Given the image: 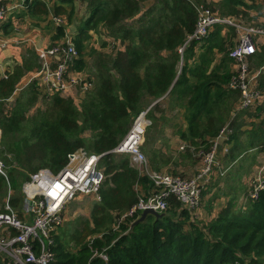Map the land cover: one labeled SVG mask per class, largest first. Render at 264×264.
Returning a JSON list of instances; mask_svg holds the SVG:
<instances>
[{
    "label": "trees",
    "instance_id": "obj_1",
    "mask_svg": "<svg viewBox=\"0 0 264 264\" xmlns=\"http://www.w3.org/2000/svg\"><path fill=\"white\" fill-rule=\"evenodd\" d=\"M83 1L87 2L89 16L81 22L75 36L81 59L74 68H88L84 42L97 26L106 33L108 44L112 39L111 43L121 48L111 55L92 50L91 56L97 60L92 68L95 86L86 92L79 106L72 97L56 93L45 109L30 115L39 100L36 84H28L14 96L23 77L39 66L35 50H29L23 62L8 71L7 78H0L4 146L0 158L6 165V175L0 173V211L9 192L14 193L10 200L13 207L22 208V187L30 174L41 168L58 173L67 164L70 153L85 148L96 154L106 153L100 166L107 178L99 191L100 200L92 204L90 218L69 221L62 229L65 243L58 236L59 229L51 246L55 253L52 264H264V191L257 200L247 198L241 208L232 196L216 217L204 219V209L210 211L216 198L213 188L220 190L218 178H228L229 183L224 181L236 196V187L230 180L243 178L241 174H247L256 164V155L250 154L253 150L263 155L264 101L235 112L240 92L229 87L235 70L229 57L236 37L232 26L216 24L203 41L190 42L183 54L179 51L195 29L196 4L225 17L248 18L259 0ZM147 1L151 2L148 7ZM41 12L47 13V8H41ZM260 25L264 27V20ZM64 32V27L58 26L53 39ZM251 61L253 69L262 68L258 88L264 93V49L252 55ZM11 100L13 105L7 110L6 104ZM147 110L151 124L146 128L141 148L147 151L151 169L164 171L170 166V174L176 175L179 162L187 165L201 161L198 152L209 151L228 124L231 133L223 159L228 171H220L216 180L212 174L196 213L171 197L166 215L149 214L132 226L128 218H120L153 183L131 164L127 154L113 150L135 119ZM175 110L182 120L177 134L187 142L176 158L168 149L170 141H163L167 148L153 146L154 133L165 121L157 112ZM247 118L252 119L248 124ZM8 154L14 155L18 166H14ZM251 175L247 176L246 185ZM0 264L14 263L5 259Z\"/></svg>",
    "mask_w": 264,
    "mask_h": 264
},
{
    "label": "built area",
    "instance_id": "obj_2",
    "mask_svg": "<svg viewBox=\"0 0 264 264\" xmlns=\"http://www.w3.org/2000/svg\"><path fill=\"white\" fill-rule=\"evenodd\" d=\"M3 1L0 0V22L11 9L28 8L35 0H19L17 4L10 6ZM196 7L198 19L195 29L188 34L184 45L179 49L180 53L183 54L190 42H201L207 38L214 25L232 26L236 32V43L229 51V57L235 63V70L229 87L240 92V102L235 112L261 104L264 93L258 88V79L262 68L253 69L251 57L259 50L264 28L245 23L237 17L222 16L205 5L196 4ZM53 19L57 25L64 22L62 17ZM6 45L4 41L0 43V47ZM37 52L39 66L28 79V83L36 84L40 101H50L56 93L64 96L80 91L86 94L94 88V77L84 70L74 68L81 55L72 34H66L61 41L38 49ZM3 77L7 78V74ZM141 119L144 124H141ZM147 126L149 121L145 111L135 119L127 135L113 150L127 154L131 164L147 175L153 183L147 193L140 195L138 201L121 216L120 221L128 218L132 224L148 208L158 213H166L170 208L171 197H175L188 210L196 213L201 204L203 189L218 162V154L223 150L217 153L220 138H226L227 145L231 133L229 125L221 130L209 151L198 152L202 156L201 166L191 177L151 170L149 160L141 148ZM226 145L223 152L227 151ZM191 149L195 150L193 146ZM105 154L80 148L68 155L67 164L58 173L41 168L30 174L22 187L24 202L21 213L11 205L12 193L9 192L4 209L0 211V260L7 259L14 264H52L55 253L51 246L66 221L67 205L82 195L94 196L100 200L99 191L107 178L104 168L100 166V160ZM0 173L6 175V165L1 158ZM247 185L248 199H259L264 191V153L261 164L249 177ZM101 255L107 259L105 254Z\"/></svg>",
    "mask_w": 264,
    "mask_h": 264
},
{
    "label": "crops",
    "instance_id": "obj_3",
    "mask_svg": "<svg viewBox=\"0 0 264 264\" xmlns=\"http://www.w3.org/2000/svg\"><path fill=\"white\" fill-rule=\"evenodd\" d=\"M3 2L7 3V5L10 6V5H14V3L17 4L19 0H4ZM41 4H44L45 6L41 7ZM145 4H146V7H148L151 4V2L147 1L145 2ZM45 7L47 8V13H42L41 8L45 9ZM87 8H88L87 2L83 0H72V1L71 0H35L29 5L28 8L20 7V9H11L9 13L7 14L6 18L0 22V43L2 41L7 43L5 47H0V55L3 54L2 52L3 49H8V52L5 53V55L9 59L13 58V60L7 61V62H0V74H1L0 78H2L4 74H7L8 71H10L16 64H21L23 62V59L19 60L16 57V55L21 51L19 49L21 44H24L23 45L24 48L33 47L34 49H30V50H35L38 55L37 50L45 47L47 44V41L50 39L54 43H56L57 41H61L66 34H72L74 41H75V36H77L78 34V30H79V26L81 22L84 19L88 18L89 16V11ZM54 17H62L64 19L63 24L57 25L54 22V19H53ZM262 20H264V17ZM244 22L248 24H253L256 26L263 27L260 24H254L253 22H247V21H244ZM73 25H75L76 27H73ZM58 26L64 27L65 32L59 38L53 39L54 36L56 35V28ZM99 28H102V27L99 26ZM89 34H91V31L89 32ZM234 41L236 43V37ZM262 48L264 49V37H261V44L259 45L258 52H260ZM218 58H220V55L218 56ZM38 62H39V55H38ZM10 63H14V64L12 65ZM233 68H235L234 64H233ZM36 69L37 67L33 71L27 73L21 80V83L25 82V79H27V81L25 82V85L27 86L29 84L28 79L35 72ZM20 84L18 85L17 89H19ZM84 96L85 95L81 93L79 94L80 98H83ZM247 120H248L247 124L250 121H252V119L250 118H247ZM225 145H226V138H224V140L220 138L219 147H221V150L222 149L223 150L218 155L217 166L213 170L214 173H211L209 181L211 179L212 174H213L212 177H214V179L216 180V178L219 177L218 175L220 174V171L223 173H226V171H228V167H224V163H223V159L225 156L224 154L225 152L223 151H224ZM226 147L227 148L229 147L228 143ZM179 149H181V145L179 146ZM250 154L256 155V161H255L256 164L252 165L249 168L247 174H244V175L241 174L243 178L245 177L247 178L248 175L253 174L256 171V167L258 166V163H260L262 160V154L258 153L256 150H253V152H251ZM200 166H201V161H198L195 164H187V165L183 162H179L178 169H179V173H181L182 176L191 177L198 171ZM169 167L164 168V170L166 169L165 170L166 172L168 170L169 173H173L169 169ZM218 179L219 181L221 180L219 184L221 185L224 178L220 177ZM246 190H247V187H246ZM212 192H213L212 195L216 196V198H214V201H212V208L210 211H207L204 209V211L206 212L204 219H206L207 221L216 217L219 211L221 210V208L227 204L228 200L231 199L232 196L233 198L237 199L236 200L237 203L235 202L236 206L240 204L239 201L242 199L241 194L239 195L236 194V196L233 195L230 188H228L227 191H222V190H218L217 188H213ZM208 198H209V194H207L206 196L204 195L205 201ZM245 203H243L242 205H244ZM17 210L21 213V208Z\"/></svg>",
    "mask_w": 264,
    "mask_h": 264
},
{
    "label": "rangeland",
    "instance_id": "obj_4",
    "mask_svg": "<svg viewBox=\"0 0 264 264\" xmlns=\"http://www.w3.org/2000/svg\"><path fill=\"white\" fill-rule=\"evenodd\" d=\"M263 3H264L263 0H259L258 3L255 4V7L252 9L253 11L249 12L250 16L248 18L243 16L242 19L244 21H247V22H253L254 24H260L263 21L262 19H263V16H264V5H263ZM258 8H261V9L259 10ZM74 22H75V20H74ZM72 23H73V21H72ZM73 27H76V26L73 25ZM89 35H90L89 38L86 39L85 42H84L85 47H86L85 51H84V54H85V58L88 60V68H86L84 70H86V72H88L91 75H93L95 69H92V68H94L93 65L97 63V60H95L96 56H91L92 50L96 49L99 52L102 51V52H104V54L111 55V54H116L117 50L119 48H121V46H117V45L115 46V44H112L111 43L113 41L112 39H109V41H111V42H109V44H108V42H106L107 35H106V33L104 32V30L102 28H99V26H97L96 30L91 31V34H89ZM104 43H106V44H104ZM53 44H54V42L50 39V40L47 41V44H46L45 47H50ZM23 45L24 44L20 45L19 49L21 51L16 55L17 59H19V60H22L27 55V51H29L30 49H34L33 47L32 48H30V47L29 48H26V47L24 48ZM2 52H3V54L0 55V62H7V61H12L13 60V58L9 59L5 55V53L8 52V49H3ZM217 61H220V58H218ZM10 64L13 65L14 63H10ZM26 81H27V79H25V82ZM25 82H22L20 84L19 89H17L16 92H15V95H14L15 97H17L20 94L21 90L26 87ZM80 93L81 92L78 91L76 93H70V94H66L64 96L72 97L74 102H75V104L77 106H79L80 103H81V100H82V98L79 97ZM83 95H85V94H83ZM50 101H40V98H39V100L37 101L36 105L31 109L29 114L33 115V114H35L37 112L38 109H45L47 104ZM13 102H14V100H11V101H9L6 104V109L7 110H9V108H11V105H13ZM157 116L158 117H163L165 121L162 120V122L160 123V125L158 127V132L154 133V136L156 137V139L155 140L153 139L154 140L153 146L156 147V148H160L163 145V141L164 142L165 141H170L169 144H168V149H169L170 153H172L174 155V157L176 158L179 155V146L180 145L181 146L182 145L183 146L187 145V142H183V141L179 140V134H177L178 126H179V120H181L179 118L180 117V112H177L176 110L175 111H166L164 114H161L160 112H157ZM147 121H149V125H150L151 124L150 119L147 118ZM181 122H182V120H181ZM159 131H162V132H159ZM0 134H1V137H0V151H3L4 150V146L1 145L2 130L0 131ZM86 135L89 137L90 133L87 132ZM218 142H219V140H218ZM221 142H222V140H221ZM144 143L145 142H143L142 145ZM163 146L165 148H167L165 145H163ZM220 151H221V147L217 150V153H219ZM144 153L147 155V151H144ZM6 156L9 157V159L13 162L14 166H18V163H17V161H16V159H15L13 154H8ZM195 156L198 157V155H195ZM195 156H194V160L196 159ZM4 163H5V161H4ZM171 164L174 167V165H175L174 162H171ZM259 164H261V162L258 163V165ZM151 170H153V169H151ZM220 170H222V169H220ZM251 170H252V168H251ZM153 171H155V170H153ZM176 175H181V173H179V169L177 170ZM221 178H224V177L222 176ZM246 179H247L246 177L245 178L237 177L235 180H230V183H232L233 186L236 187L237 195L241 194V196H242V199L239 201L240 204L237 205L238 208H241L242 204L245 203V201L248 200L247 199L248 195L246 194V187H247L246 186ZM224 180L222 181V183L220 185V190L227 191L228 188H230V187L226 185V182ZM226 180L228 181V178ZM228 183H229V181H228ZM95 201H98V199H96L94 196H84V195H82V196H79L77 199L71 201L67 205L66 221L62 225L60 233L58 232L59 233L58 236H59V238H60L62 243H65V238H64L65 236L63 235V230L62 229L67 226V223L69 221L75 220L77 218H82L83 220L89 219L90 216H91L92 204ZM236 203H237V201H236Z\"/></svg>",
    "mask_w": 264,
    "mask_h": 264
},
{
    "label": "water",
    "instance_id": "obj_5",
    "mask_svg": "<svg viewBox=\"0 0 264 264\" xmlns=\"http://www.w3.org/2000/svg\"><path fill=\"white\" fill-rule=\"evenodd\" d=\"M156 102H158V101H156ZM156 102H154V103L151 105V107H152ZM151 107H150V108H151ZM150 108H149V109H150ZM147 112H148V110L146 111V113H147ZM149 214H152V215H154V216H156V217H163L164 215H166L165 213H158L157 211L148 208V209H145V210L143 211L142 215H141L136 221H134V222L132 223V226L138 224L139 222H142L143 220H145L146 217H147Z\"/></svg>",
    "mask_w": 264,
    "mask_h": 264
},
{
    "label": "bare ground",
    "instance_id": "obj_6",
    "mask_svg": "<svg viewBox=\"0 0 264 264\" xmlns=\"http://www.w3.org/2000/svg\"><path fill=\"white\" fill-rule=\"evenodd\" d=\"M141 124H144V121L141 119Z\"/></svg>",
    "mask_w": 264,
    "mask_h": 264
}]
</instances>
